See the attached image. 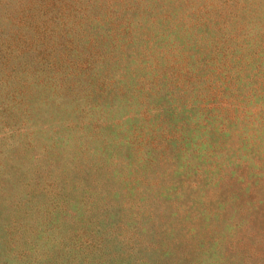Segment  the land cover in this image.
<instances>
[{"label": "rangeland", "instance_id": "1", "mask_svg": "<svg viewBox=\"0 0 264 264\" xmlns=\"http://www.w3.org/2000/svg\"><path fill=\"white\" fill-rule=\"evenodd\" d=\"M0 264H264V0H0Z\"/></svg>", "mask_w": 264, "mask_h": 264}]
</instances>
